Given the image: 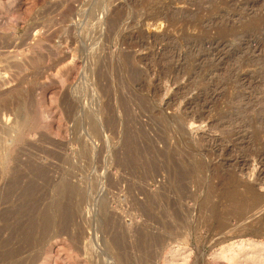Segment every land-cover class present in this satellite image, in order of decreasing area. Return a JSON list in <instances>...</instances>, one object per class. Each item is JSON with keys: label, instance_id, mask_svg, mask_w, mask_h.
I'll use <instances>...</instances> for the list:
<instances>
[{"label": "rangeland", "instance_id": "1", "mask_svg": "<svg viewBox=\"0 0 264 264\" xmlns=\"http://www.w3.org/2000/svg\"><path fill=\"white\" fill-rule=\"evenodd\" d=\"M0 76V264H264V0H0Z\"/></svg>", "mask_w": 264, "mask_h": 264}, {"label": "bare ground", "instance_id": "2", "mask_svg": "<svg viewBox=\"0 0 264 264\" xmlns=\"http://www.w3.org/2000/svg\"><path fill=\"white\" fill-rule=\"evenodd\" d=\"M71 4V3H70ZM70 6V5H69ZM75 6V5H74ZM0 78H2V76H0ZM23 118H24V116H23ZM23 121V120H22ZM24 122V121H23ZM20 123V122H19ZM24 124V123H23ZM98 132V131H97ZM46 142V141H45ZM44 151V150H43ZM38 163V162H37ZM47 170V169H46ZM37 176V175H36ZM246 187V186H245ZM254 187V186H253ZM253 187H250V185L247 187V188H249L250 190H252L251 192H253ZM249 189H248V191H249ZM252 195V194H251ZM248 196V195H247ZM255 196V197H254ZM248 197H250V196H248ZM252 197H254L253 199V202H254V204H252V205H254L255 207H253L252 206V208L254 209V208H257L258 206H260L261 205V202L263 201V196H262V194H258V193H256L255 191H254V195L252 196ZM252 197H250V198H252ZM246 201V200H245ZM251 206V205H250ZM251 208V209H252ZM260 208V207H259ZM262 219V218H261Z\"/></svg>", "mask_w": 264, "mask_h": 264}]
</instances>
